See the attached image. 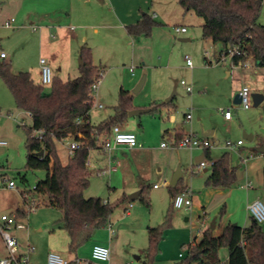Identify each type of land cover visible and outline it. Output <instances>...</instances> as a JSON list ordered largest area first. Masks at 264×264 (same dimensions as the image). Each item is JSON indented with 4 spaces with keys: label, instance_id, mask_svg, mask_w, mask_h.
Instances as JSON below:
<instances>
[{
    "label": "rangeland",
    "instance_id": "rangeland-1",
    "mask_svg": "<svg viewBox=\"0 0 264 264\" xmlns=\"http://www.w3.org/2000/svg\"><path fill=\"white\" fill-rule=\"evenodd\" d=\"M58 3L60 6H68V0H59ZM25 4H27L25 0H0V52H5L7 55L6 60L11 61L13 65L16 57L22 56L25 52L28 54L31 63H35L33 65H36V68L40 66V59L45 58L54 74L57 71L56 66L58 64L57 61L51 59V53H57V59L60 56H70L77 48L73 36L80 34L87 35L90 44H97V42L100 44L98 47L99 57L108 56V61L104 63L106 65L105 72L94 93L95 101L91 111L93 122H98L102 116L112 113L113 107L118 103L121 88L128 90L132 86L129 79L133 76L131 74V68L133 67L136 74L142 71L144 72L142 76L146 75L145 84L139 92H133L137 84L129 89L133 96L132 104L134 106H136V103L145 101L149 104L148 93L153 95V92L165 83L173 84L168 95L163 97L161 101L156 102L166 103L162 104L158 111L133 117L137 119L136 132L145 136L146 140L141 143L143 147L155 151L162 141L168 142V137L163 138L162 134L159 133V121L162 119L168 120V109L174 113L178 112L181 118H183V113L191 112L193 115L192 121L198 123V133H202L201 124H204L203 128L205 129L206 124L210 125L211 129H215L211 140L224 145L223 147H225V141L227 140L233 142L243 141L242 145L233 149L223 148L224 151L229 152L230 160L236 167L235 183L230 187L209 185L203 173V168L194 164V158L186 164L187 166L182 170L184 171L182 181L184 185L186 184L194 190L192 205L187 210L186 208L177 209L173 206L174 213L171 225L165 229L160 251L154 258L153 264H180L188 255L189 242L195 236L199 241L201 231L207 227H211L214 234L218 235L229 222L239 225L250 223L251 214L248 205L257 199L264 202V153L257 154L255 151L258 146L264 145V111L261 107H255L253 104L249 109H244L241 105L234 104L233 99L235 97L230 100L223 97L224 94L217 97L211 93L209 95L213 96L209 98L206 95L200 96L205 93V88L197 87L196 83L212 85L210 90L214 88L216 70H211V67H216L217 64L214 62L210 65L206 57L212 60L213 54L218 51V47L214 46L210 40L202 38V18L193 12L184 14V9L178 2H174L173 5L167 6L171 14L169 24L156 25L150 36H140L138 42L130 38L132 43H126L120 38V30L107 26L111 24L107 19L87 21L94 25L84 28L81 18L71 16L69 20L68 18L63 19L65 21H63L60 28L57 27L53 30L56 35L55 38L50 37V31L48 30L46 38L43 39L45 46L42 49L39 43L43 31H35L33 25H30L22 10ZM145 12L153 15L154 9L150 7ZM10 19H14V22L7 27L5 23ZM156 20L160 22V19ZM260 22L264 24V3ZM177 24H186L189 30L188 33L178 35L174 31ZM32 37L40 48L33 45ZM181 38H189V40H181ZM27 43L30 44L29 47L26 46ZM50 43H52V46ZM54 43L55 45H53ZM139 43L140 46L136 47ZM36 51H41L42 54ZM187 56L190 57L193 67L187 64ZM79 59L80 55L77 57V66H79ZM225 59L221 63L222 68L219 72V78L223 82L231 84L233 79L236 78V74H234V78L228 74L231 71V58L228 56ZM97 62L99 63V61ZM17 68L13 66L14 71H18ZM77 75L78 71H72L69 68L67 72L62 73L61 78L68 80ZM183 80L194 86L193 93L186 91V86L182 83ZM0 83V139L8 141V146L0 147V215L3 212L17 215V221L24 224L26 229L18 231L12 229V234L19 238L23 249L27 244L35 246L36 250L29 254L31 262L34 264H47V253L50 250L46 249L49 246L48 241L52 240V243L56 245L66 244L61 233L67 235V232L66 230H59L62 224V211L46 206L43 199H41L38 207L32 209L29 208L30 204H23L21 192L33 189L38 180L46 177L47 171L44 169L30 170L26 173L27 182L22 181L19 173L24 172L26 164V128L23 124L31 125L32 120L29 114L17 107L13 94L1 76ZM176 84H178L177 87ZM46 88L49 91V85ZM214 91H216V94L219 93V90ZM172 96V101H167ZM100 104L103 105V108H100ZM227 107H231L233 112L231 120H227L221 111L222 108ZM236 107H238L237 110ZM197 108L201 109L200 112H203V115L197 114ZM183 124L185 131L190 132L189 122ZM248 134L253 135L252 140L246 137ZM69 145L70 140L57 141L56 144L57 151L64 161L67 158L65 149H69ZM214 149L215 152L218 151L216 148ZM96 156H98V151L93 149L91 158L94 159ZM243 157L247 158V161L244 162ZM246 173L248 174L247 180H250L253 186L250 190L245 187ZM9 180L15 181L16 186L14 188L7 187ZM109 182V175L101 177L92 172L90 186L85 191V196H99L101 192H106L104 194L108 197V184L112 187L116 186L119 190L123 185L122 178L117 179L114 186L112 181ZM143 184L150 197V206L141 198L132 203L142 207L145 210L144 215L148 218L141 225L134 226V224L129 223L121 231L114 227L115 234L111 237L109 236V223L105 227L97 229L90 239L104 242L111 238L113 243L116 241V247H113L111 257L112 260H117V264H147L145 250H143L148 246L147 226L150 225L151 218L152 223L156 226L162 224L165 220L166 211L164 214L155 216L157 206L152 202L150 187L147 186L148 183ZM167 187L164 188L167 190ZM111 193H113V189L110 191V195ZM118 200L115 199L111 203L118 202ZM14 205L21 207L25 214L16 213L15 208H13ZM202 206L205 207L204 210ZM121 207L122 203H119L110 217L117 215L116 213ZM224 207L225 213H222ZM261 225L264 227V222ZM0 243L4 248V242L0 240ZM77 253L79 259L83 262L92 260L88 242L81 246ZM60 254L69 258L73 253L69 252L68 247V253ZM228 254L229 249L227 247L220 250L219 256L222 262L227 261ZM137 256H141V258L137 259Z\"/></svg>",
    "mask_w": 264,
    "mask_h": 264
},
{
    "label": "trees",
    "instance_id": "trees-1",
    "mask_svg": "<svg viewBox=\"0 0 264 264\" xmlns=\"http://www.w3.org/2000/svg\"><path fill=\"white\" fill-rule=\"evenodd\" d=\"M185 12H193L202 18V38L210 40L218 47L217 62L231 56L232 64L239 65L252 59L264 67V24L260 22L264 0H177ZM162 24L152 15L144 13L136 23L126 26L129 35L135 38L150 36L156 25ZM82 65L80 75L63 80L54 76L49 91L46 85L36 83L29 72L15 73L11 61L0 59V76L13 94L17 107L30 114L31 125L26 128V164L19 173L27 182V172L44 169L45 178L38 180L33 189L21 192L23 204L34 202L62 211V228L70 237L69 248L73 252L85 245L96 230L108 224L110 216L119 203L127 202L125 195L118 202L111 203L100 196L86 197L92 171L87 164L90 152L102 148L105 139L114 126L123 122L134 109L133 96L129 90L121 88L114 113L95 125L91 122L94 106V85L102 78L105 69L94 63L89 46L80 51ZM206 60H208L206 58ZM210 63V61L208 60ZM166 103H153L149 112H156ZM41 132V136H38ZM169 130H165V135ZM182 136L177 135L176 140ZM71 138L81 145L66 163L58 151L57 141ZM44 150V155L38 153ZM259 153V152H257ZM52 160L54 163L52 164ZM212 173L207 179L209 185L230 187L235 183L236 167L232 164L229 152L212 163ZM187 186H170L172 198L186 192ZM148 206L150 197L144 188L140 195ZM18 214H25L19 210ZM174 209L170 205L162 224L149 227L148 246L145 249L147 264H153L160 251L167 226L171 225ZM225 213V207L222 209ZM229 249L225 264H264V227L250 216V223L239 225L227 223L222 232L214 234L211 227L188 244V255L180 264H224L220 250ZM1 254V248H0ZM69 264H77L72 260Z\"/></svg>",
    "mask_w": 264,
    "mask_h": 264
},
{
    "label": "crops",
    "instance_id": "crops-1",
    "mask_svg": "<svg viewBox=\"0 0 264 264\" xmlns=\"http://www.w3.org/2000/svg\"><path fill=\"white\" fill-rule=\"evenodd\" d=\"M25 1L27 4H25V6L22 7V10L24 11V14L27 16V20L29 21L30 25H33V29L35 31L37 30L43 31L40 37L41 40L39 43V46L42 49H44V46H45V42H43V39L46 38L48 30L50 31V37L52 36V38H55L56 35L54 34L53 30L57 27L60 28L61 25H63L62 24L63 21H65L63 19L68 18L69 20L71 19V16H74V17L77 16L81 18V21L83 22L82 25L84 28L92 27L94 25V24H90L87 21H97V20L107 19V21H110L111 23V24H108L107 26H112L113 29L120 30V33H119L120 38L124 42L132 43V41H130V38L131 40H135V42H138L139 41L138 37L135 38L134 36H131L128 34L126 26L132 23H136L139 19H141L144 13H147L145 11L146 9H150V7L151 9H154V14L152 16L155 20L160 19V23L169 24L168 21L171 18V14L168 11L167 6L170 4L173 5L174 2H178L176 0H68V6L64 7L62 5L60 6V4L58 3L59 0H25ZM172 9H173V12H175L174 8ZM187 13L188 12L184 11V14H187ZM176 26H186L187 27L186 24H177ZM185 34H181V35H185ZM32 39H33V45L40 48L39 46H37L35 39L33 37ZM73 39L76 41L77 48H76V51H73L70 56L68 57L60 56V58L57 59L56 57L57 53H54V52L51 53V59H53L54 61H57V64H58L56 66L57 71L56 73L53 74V76H58L61 78L62 73L67 72L69 68L72 69V71H78L77 76H79L80 75V63H79V66H77L76 61H77L78 55H80L82 46H85V45L89 46L92 49L94 63L97 66L100 65L99 67L102 66V68L105 69L106 65L104 63L108 61V56H104V57L98 56V51H99L98 47L100 46L98 42L97 44H90V40H88V37L85 34H80L77 36L74 35ZM50 45L52 46V43H50ZM53 45H55V43ZM26 46L29 47L30 44L27 43ZM137 46H140V43L137 44L136 47ZM36 52L39 54H42L41 51H36ZM216 54L217 52L213 54L212 60H209V58L206 57L210 61V63L208 62L210 65H212L214 62L217 64L216 67H211L212 68L211 70H216L215 71L216 82L214 83V86H213L214 88L210 90L212 85L211 86L200 85L196 83L197 87L205 88L204 90L205 93L200 96L206 95L209 98V97H212L213 95L220 97V95L224 94L223 97H226L232 100V98L235 97L237 93H239L241 87L245 84L250 86L252 92L255 91V92H260L264 94V84H263L264 67L258 66L252 59H249L247 61L248 65H245V64L233 65L232 60H230L231 71L228 72V74L231 75L233 78H234V74H236V78L233 79L231 84H227L223 82L221 78H219L220 77L219 72L222 68L221 63L224 61L225 58L222 61L217 62ZM229 57L231 58V56ZM4 59L6 60L7 57ZM97 61H99V63ZM33 64L35 63H31V61L29 60L28 54L24 52L22 56L16 57V59L14 60V65L12 63V68L13 66L18 67L17 68L18 71L13 70L15 73L22 72V71L29 72L32 79L36 83H41L40 66L36 68V65H33ZM39 64H40V61H39ZM143 73L144 72L140 71V72H137L136 74L134 71V68H133V71L131 70V74L133 75L129 79V83L132 84L131 87H135V85L140 81V78L142 77ZM0 86H1V83H0ZM177 86L178 84H176V87ZM131 87L129 89H131ZM172 87H173V84L169 85L168 83H165V85L163 86L161 85L156 91L153 92V95L151 93L152 96L149 95L148 93V97L150 100L149 104H147L146 101L142 103H136V106L133 105L134 109H145L149 105H152L153 103L161 101L163 97L168 95ZM214 90H219V93L216 94V91ZM193 91H194V88H193ZM193 91L189 93H193ZM211 93L213 95H209ZM172 99L170 101H172ZM234 99H233V102H234ZM100 108H103V107H100ZM228 108H231V107H227L226 109ZM222 109H225V108H222ZM237 109L238 107H236V110ZM200 111L201 109L197 108V114L203 115V112H200ZM113 113H114V107H113L112 113L106 116H102V118H100L98 122H93L92 117H91V122L92 124L97 125L103 120L113 115ZM186 113H183V118H181L178 112L174 113V112H171L170 109H168V116H167L168 120L162 119L161 121H159V133L162 134L163 138L167 136L169 143H172L174 140H176L177 135L184 136L189 133L203 135L202 133H198V123L196 122L194 123V121L192 120L190 122L186 120ZM135 116L128 115V117L123 122L119 123L118 125L123 131L135 133L137 135L140 146L128 147L126 145H120L111 150H104V148L102 147V148L96 149L98 151V156H96L94 159L91 158V152H92L91 150L90 156H89V161H90L89 168L92 172L96 173L98 176L102 177V176L109 175V181L110 182L112 181L113 186L116 183L117 179L122 178L123 185L121 186L122 188L120 187V190L117 189L116 186L112 187L110 184H108V189H109L108 195L109 196L107 197L106 194H104L106 192H101V195H99L100 197L104 198L108 202H112L115 199H121L125 195L128 198L129 194L136 192V191H141V194H142V190L145 187L143 183H148L147 186L150 187V194L152 196V202L154 205L157 206V209L155 211L156 212L155 216L157 215L159 216L160 214H164L165 211L167 212L170 205H172L173 198L170 193V186L172 185H170V181H171L172 175L174 174L178 166H180L183 170L187 166L186 164L190 162V159L194 158L195 159L194 164H196L199 167V162L203 159H206L207 163L208 162L209 163L208 165L202 168H203V173L205 174V178L208 179L212 173V168H211L212 163L220 159L221 156L225 152H228V151H224V149H226L225 147H223L224 145L211 140V137L213 138V135L215 133V129L214 128L211 129L210 128L211 126L207 124H206V129L203 128L204 124H201V127H202V130L204 129L203 131L210 132V134L207 135L206 137L209 138L213 146L209 149H193L194 150L193 151L191 149L188 150V149H183V148L162 147L161 145L155 151L154 149H151V148H145L141 144L143 141L146 140L145 136L141 134L139 135L138 132H136L135 126H136L137 119L133 118ZM232 118L233 116L230 119H227V118L226 119L231 120ZM192 119H193V115H192ZM188 122L191 126L190 132H186L184 129L183 123H188ZM167 129L169 130V133L165 135L164 133H165V130ZM214 148H216V150L218 151L215 152ZM65 151L67 155V158L65 161L61 158L60 153H58L63 163H66L69 157L71 156L69 155L70 154L69 149L66 148ZM260 153H264V152H259V154ZM116 161H119L120 164L116 167V169L109 171L110 166H113ZM99 171H106V173L104 175H100ZM183 178H184V171L182 172V177L180 178L178 184L180 183L184 185L182 181ZM247 178H248V174L246 173L245 187L247 188V190H250L251 188H253V186H252L251 181L247 180ZM165 180L168 181V184L165 183ZM157 182L159 183V186L154 187L155 184H158ZM165 186H168L167 190L164 188ZM184 186H187V192H189L192 198H194V195H193L194 190L186 184ZM7 187H8V183H7ZM112 189H113V193H111L110 195V191ZM140 195L138 199L140 198ZM93 196H96V195H93ZM90 197H92V195ZM198 199L200 200L199 197ZM130 203L132 202H130L129 199L127 202H123L122 207L118 209L116 213L117 215L110 217L108 224L110 223V226H112V228L114 229L113 234L109 231L110 237L115 234L114 227H116L118 231H121L124 229V226H128L129 223L134 224V226L138 224L141 225V223H143L144 220L148 218L144 215L145 210L142 207H138V205H135L133 203H132V206L130 207L129 206ZM13 208H15L16 213L21 209V207H18L16 205H14ZM202 208L203 210L205 209L204 206H202ZM2 214H5V212H3ZM62 216L63 214L61 213V219H62ZM186 220H188V218H186ZM244 225H247V223ZM155 226L156 225L152 223V218H151L150 225L147 226V228L149 229V227H155ZM59 228H60L59 230H65L64 228H62V225ZM205 229L201 231V234ZM61 235L62 237H64V243L66 241V244L56 245L52 243V240H49L48 241L49 246L46 248V249H50L49 252L54 251L58 253H68L70 237L68 233L67 235H63L61 233ZM195 238H197V236H195L192 240H194ZM0 240H2L1 237H0ZM18 241H19V238H18ZM104 242L92 241V240L88 241L89 246H90V257H91L92 249L96 244L104 245L110 248V264H117V260H112V257H111V252L113 250V247H116V241L115 243H113L112 239L110 238L108 241H104ZM0 248H1L0 256L5 255L7 253L5 244L3 248L0 243ZM146 248H143V250H145ZM19 250L20 252H23V253L27 251L26 247L25 249H23L21 244H20ZM70 251L71 250L69 248V252ZM71 253L73 254L69 256V258L67 259L71 261L79 259V255L77 252L71 251ZM138 257L139 259L141 258V256H138ZM228 257H229V254H228Z\"/></svg>",
    "mask_w": 264,
    "mask_h": 264
},
{
    "label": "built area",
    "instance_id": "built-area-1",
    "mask_svg": "<svg viewBox=\"0 0 264 264\" xmlns=\"http://www.w3.org/2000/svg\"><path fill=\"white\" fill-rule=\"evenodd\" d=\"M14 22V19L7 20L5 25L7 27L11 26ZM174 31L178 34H185L188 32V27L186 26H175ZM7 55L5 52H0V58L4 59ZM187 58V64L190 67H193V63L190 57ZM248 65V63H244ZM133 71V67L131 68ZM40 73H41V83L44 85H51L53 80V72L45 58L40 59ZM101 80V79H100ZM100 80L94 85V89L96 91ZM182 83L186 86L188 92L193 91V86L188 84L186 81H182ZM252 90L249 85L245 84L241 87L239 94L241 97V102L238 105H241L244 109H249L252 105V98H251ZM100 107H103L100 105ZM225 118L230 119L233 116V112L231 108L228 109H221ZM30 115V114H29ZM186 120H192V113H186ZM38 136H41V132H38ZM65 140H70L69 145V153L73 155L76 149L80 147V143L71 139L67 138ZM243 141L238 140L237 142H233L231 140L225 141V147L227 149H233L236 146L242 145ZM120 145H126L128 147H136L140 146L138 142L137 135L133 132H126L123 131L119 125L113 127L111 134L105 139L103 148L104 150H111ZM8 146V141L0 139V147ZM162 147H170V148H188V149H209L211 148L212 142L209 140L208 137L203 135H197L194 133H189L182 136L178 140H174L172 143L167 141H163L161 143ZM254 155V154H253ZM252 156V154H251ZM243 161H247V158L243 157ZM90 165V161L88 159L87 162ZM120 164L119 161H116L113 166H110V170L116 169V167ZM207 165V160L203 159L199 162V167H205ZM106 171H99L100 175H104ZM165 183L168 184V181L165 180ZM16 183L14 180L8 181V187L14 188ZM159 184H155L154 187H158ZM35 187V186H34ZM34 202H32V206L29 208H35ZM192 205V196L189 192H182L177 194L173 198V206L174 208L181 209V208H189ZM132 206V203L129 205ZM248 209L252 218L257 221L258 223L262 224L264 222V202L260 199L255 200L254 202L248 205ZM12 229L16 230H24L26 226L22 223L17 221V215L13 214H1L0 215V237L5 244L7 249V253L3 256H0V264H34L31 262L29 258V254L35 251V247L31 244H27L25 253L20 252V243L18 238L12 234ZM109 231L113 234L114 229L112 226L109 225ZM92 260H86L83 262L81 259H76L77 264H110V248L104 245L96 244L91 253ZM71 260L65 258L58 252L51 251L47 255V264H69ZM225 264V262H224Z\"/></svg>",
    "mask_w": 264,
    "mask_h": 264
},
{
    "label": "water",
    "instance_id": "water-1",
    "mask_svg": "<svg viewBox=\"0 0 264 264\" xmlns=\"http://www.w3.org/2000/svg\"><path fill=\"white\" fill-rule=\"evenodd\" d=\"M181 40H188V38H181ZM79 60H80L79 61L80 65H82L83 62H82L81 56H80V59ZM145 80H146V75H143L141 77L140 81L137 83L136 87L134 88V90H133L134 93H137L143 87V85L145 83ZM172 98H173V96L170 97L169 99H167V101H170ZM251 98H252V104H253V106H255V107H261L263 109V111H264V103H263V101H264V94L263 93H260V92L253 91L251 93ZM240 102H241V97H240V94L237 93V95L235 96V99H234V103L235 104H239ZM148 111H149L148 108H145V109H133V110H131L128 113V115L129 116H135V115H140V114L146 113ZM202 134L204 136H207V135L210 134V132L209 131H203L202 130ZM246 137L248 139H250V140L253 139V135H251V134L246 135ZM256 151L257 152H264V145L258 146L256 148ZM38 154L40 156H43L44 155V150L40 151ZM200 158H202V157H200ZM182 172L183 171H182L181 167L179 166L177 168V170L174 172V174L172 175V178H171V181H170V185L176 186L178 184L180 178L182 177ZM140 194H141V191H136V192H133V193L129 194L128 195L129 201L130 202L135 201L136 199H138V197H139ZM137 259H139L138 256H137Z\"/></svg>",
    "mask_w": 264,
    "mask_h": 264
}]
</instances>
